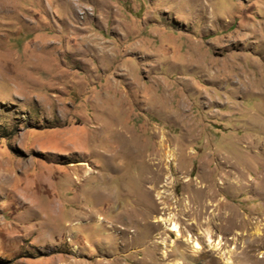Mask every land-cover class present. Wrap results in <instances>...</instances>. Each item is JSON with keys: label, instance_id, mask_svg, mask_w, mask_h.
Masks as SVG:
<instances>
[{"label": "rangeland", "instance_id": "374dc122", "mask_svg": "<svg viewBox=\"0 0 264 264\" xmlns=\"http://www.w3.org/2000/svg\"><path fill=\"white\" fill-rule=\"evenodd\" d=\"M226 256L264 264V0H0V264Z\"/></svg>", "mask_w": 264, "mask_h": 264}, {"label": "bare ground", "instance_id": "6f19581e", "mask_svg": "<svg viewBox=\"0 0 264 264\" xmlns=\"http://www.w3.org/2000/svg\"><path fill=\"white\" fill-rule=\"evenodd\" d=\"M171 229H176L174 225H172ZM224 264H232V261L230 260V258L228 256L225 257L224 259Z\"/></svg>", "mask_w": 264, "mask_h": 264}]
</instances>
